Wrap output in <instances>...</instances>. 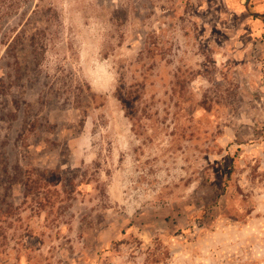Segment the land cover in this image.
Wrapping results in <instances>:
<instances>
[{
    "label": "rangeland",
    "instance_id": "rangeland-1",
    "mask_svg": "<svg viewBox=\"0 0 264 264\" xmlns=\"http://www.w3.org/2000/svg\"><path fill=\"white\" fill-rule=\"evenodd\" d=\"M0 264H264V0H0Z\"/></svg>",
    "mask_w": 264,
    "mask_h": 264
}]
</instances>
